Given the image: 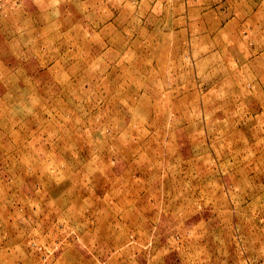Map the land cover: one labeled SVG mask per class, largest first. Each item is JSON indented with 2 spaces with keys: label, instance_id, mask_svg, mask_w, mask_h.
Wrapping results in <instances>:
<instances>
[{
  "label": "rangeland",
  "instance_id": "rangeland-1",
  "mask_svg": "<svg viewBox=\"0 0 264 264\" xmlns=\"http://www.w3.org/2000/svg\"><path fill=\"white\" fill-rule=\"evenodd\" d=\"M0 264H264V0H0Z\"/></svg>",
  "mask_w": 264,
  "mask_h": 264
}]
</instances>
